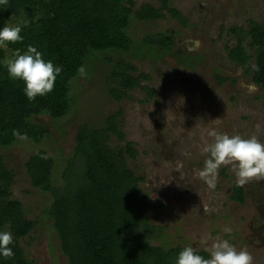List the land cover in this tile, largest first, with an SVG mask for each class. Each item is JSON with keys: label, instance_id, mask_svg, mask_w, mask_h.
I'll return each mask as SVG.
<instances>
[{"label": "rangeland", "instance_id": "1", "mask_svg": "<svg viewBox=\"0 0 264 264\" xmlns=\"http://www.w3.org/2000/svg\"><path fill=\"white\" fill-rule=\"evenodd\" d=\"M147 3L159 7V0H135L134 12ZM173 5L189 20L188 27L168 14L156 21L133 15L128 28L131 50L90 55L84 65L87 77L79 76L73 83L75 105L70 114L58 122L37 120L51 135L42 144L18 138L11 147L0 149L6 167L15 173L12 198L23 204L28 219L37 222L36 229L18 241L33 264L69 263L45 216L54 198L33 186L28 160L45 151L55 160V185L61 187L79 126L105 127L109 116L120 111L126 141L113 136L109 144L117 150L131 143L138 152L134 159L127 156V167L146 197L151 225L163 235L152 245L191 246L198 253L208 252L210 258L206 249L217 238L226 239L238 251L250 252L254 264H264V180L244 185L246 202L239 204L233 200L236 175L231 166H221L215 188L197 175L209 158L202 149L205 142H213L207 135L211 129L245 139L256 136L264 144V88L252 73L245 74L229 60L227 50L237 45L229 29L247 27L249 20L264 22V0H174ZM23 22L24 17L13 16L7 24ZM157 33L174 37L170 52L144 47V38ZM246 48L254 58L255 49ZM6 54V59L14 58L11 50ZM108 58L131 63L138 70L133 76L146 74L150 80L129 92V99L114 100L109 93ZM203 238H208L207 245L201 243Z\"/></svg>", "mask_w": 264, "mask_h": 264}, {"label": "trees", "instance_id": "2", "mask_svg": "<svg viewBox=\"0 0 264 264\" xmlns=\"http://www.w3.org/2000/svg\"><path fill=\"white\" fill-rule=\"evenodd\" d=\"M173 3L159 0L158 8L147 3L135 12V0H8L6 6L0 5V30L13 16H22L26 22L22 25V42L0 45V149L11 147L24 136L31 143L42 144L51 135L37 120L58 122L70 114L75 105L72 91L79 77L77 70L84 67L90 55L126 54L131 50L128 28L133 15L142 21H156L166 19L168 14L188 27L189 20ZM228 34L237 42L235 47H227L229 60L241 66L245 74L252 73L264 88V22L249 20L247 27H233ZM174 41L169 34L157 33L146 36L143 44L148 49L170 52ZM246 45L255 49L254 58ZM29 46L36 47L45 61L62 68L54 90L37 96L35 101L27 99L25 83L10 78L3 63L6 49L13 53L19 49L23 54ZM107 62L112 67L109 93L116 101L129 99V92L150 80L146 74L133 76L138 70L125 60L108 58ZM217 77L220 82L224 80ZM122 114L120 111L109 116L107 126L98 129L87 124L79 126L61 187L55 185V160L45 151L34 154L26 164L33 186L54 198L45 216L69 264H175L184 249L151 243L163 235L158 226L151 225L146 197L127 167V156L134 159L138 152L131 143L117 150L109 144L113 136L126 141L120 128ZM14 177L0 155V231L10 230L13 243L9 247L14 252L10 259L0 256V264H33L18 241L28 237L37 222L28 219L23 204L12 198ZM233 200L245 203L243 187L235 184ZM198 254L209 258L208 252Z\"/></svg>", "mask_w": 264, "mask_h": 264}, {"label": "clouds", "instance_id": "3", "mask_svg": "<svg viewBox=\"0 0 264 264\" xmlns=\"http://www.w3.org/2000/svg\"><path fill=\"white\" fill-rule=\"evenodd\" d=\"M7 4L8 0H0V5ZM21 31V24L3 27L0 30V45L22 42ZM3 63L10 78L21 79L25 83L24 93L29 101H35L37 96L42 97L52 92L62 71L51 60L45 61L42 53L33 46H29L23 54L17 49L14 58L5 59ZM77 72L80 77H87L83 66ZM13 134L18 133L14 131ZM207 135L213 142H205L202 151L208 153L209 158L204 161V168L197 175L209 188H215L221 166H231L236 175L237 187H243L253 180H264V144L256 136L245 139L238 134L230 136L215 129L209 130ZM224 231L230 233L231 229L225 228ZM12 243V234L0 231V256L5 259L14 256L12 248L9 247ZM201 243L207 245L208 238H203ZM206 250L210 253V258L207 259L198 254L195 248L185 247L179 253L175 264H254L250 252L246 249L238 251L226 239L217 238Z\"/></svg>", "mask_w": 264, "mask_h": 264}, {"label": "flooded vegetation", "instance_id": "4", "mask_svg": "<svg viewBox=\"0 0 264 264\" xmlns=\"http://www.w3.org/2000/svg\"><path fill=\"white\" fill-rule=\"evenodd\" d=\"M245 196H246V190H245ZM245 202H246V200H245Z\"/></svg>", "mask_w": 264, "mask_h": 264}]
</instances>
